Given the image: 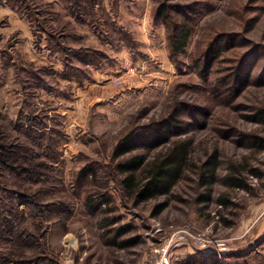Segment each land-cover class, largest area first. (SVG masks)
<instances>
[{
  "label": "rangeland",
  "instance_id": "rangeland-1",
  "mask_svg": "<svg viewBox=\"0 0 264 264\" xmlns=\"http://www.w3.org/2000/svg\"><path fill=\"white\" fill-rule=\"evenodd\" d=\"M161 1L0 0V264H264V0H164L191 17L174 57ZM172 114L134 153L188 141L215 182L136 205L113 152Z\"/></svg>",
  "mask_w": 264,
  "mask_h": 264
},
{
  "label": "trees",
  "instance_id": "trees-1",
  "mask_svg": "<svg viewBox=\"0 0 264 264\" xmlns=\"http://www.w3.org/2000/svg\"><path fill=\"white\" fill-rule=\"evenodd\" d=\"M176 8L175 5L163 0L158 3L156 10V16L162 20L167 30V41L172 57L184 52L192 32L191 17L184 14H180L181 17H174L173 13ZM176 14L179 15L178 12ZM233 42H235V39L231 38L230 43ZM214 45L208 46L207 54L214 51ZM216 50L220 52L218 48ZM249 78V72L243 73L238 68L233 70L232 80L235 84V95L238 94L239 88L247 85ZM178 117L172 114L164 120L143 128L140 132L128 135L116 146L113 152V158L118 160L115 169L120 176L119 185L125 196L132 199L136 205L168 196L176 184L183 179L186 172L191 171L193 167L195 168L190 158L189 148L191 143L188 141L171 143L168 149L150 159L144 155L134 153V150L140 144L151 143L161 135L177 128ZM148 128H151L156 134L149 136L146 132ZM214 160V155L210 156L207 162L202 163L197 168L198 171L196 168V171H194L198 176L199 185L207 190V195L209 194L208 188L215 182L216 167L213 165ZM229 180L230 187L239 188L242 186L235 179L230 178ZM205 199H207L206 196ZM86 200L92 211L104 204L102 202H108V200H103L99 205H94L90 198ZM165 207L166 205L157 206L153 214L160 213Z\"/></svg>",
  "mask_w": 264,
  "mask_h": 264
}]
</instances>
